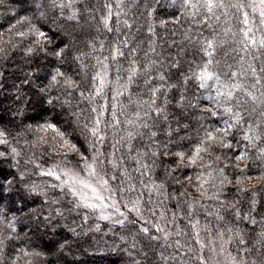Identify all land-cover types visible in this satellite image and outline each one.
I'll use <instances>...</instances> for the list:
<instances>
[{
	"label": "trees",
	"instance_id": "1",
	"mask_svg": "<svg viewBox=\"0 0 264 264\" xmlns=\"http://www.w3.org/2000/svg\"><path fill=\"white\" fill-rule=\"evenodd\" d=\"M109 2L113 11L120 12L119 16L113 17L112 32L103 27L102 17L107 10L102 0H82L74 8L64 9L53 7L52 0H0V131L4 132L3 138L7 141L0 144V153H3L0 156V183L3 184L0 264H212L208 254L203 253L201 244H211L210 247H213L217 241L220 247L224 246V252L229 251L228 256L233 264H264V181L260 179L264 176V160L258 158L264 140L256 141L255 146L244 140L243 136L248 133L247 126L242 124L240 128L233 127L227 137L233 148L214 149L213 154L221 156L219 167L224 168L230 181L220 192L223 206L220 201L201 196L197 191L198 181L189 183L185 179L202 169L177 167L174 162L176 158L171 155L173 151H188L194 145L196 128L200 123L222 126V120L228 119L222 108L215 109L212 101L202 98L209 94L206 90L198 88L192 80L184 82V75L190 69H194L201 60L208 59L200 51L201 45L206 39H214L217 47L213 62L215 65V61H220L216 65L218 71L225 69L226 64H231L233 71H242L232 49L241 47L237 41L242 38V30L248 27L241 22L243 12L249 13L253 23L258 21V14L247 7L240 11L231 7L246 0H223L225 8L215 10L218 21L215 17L208 19L211 14L202 8L194 18L186 15V12L194 10L181 7L180 0H136L135 3L126 2L122 8L115 0ZM74 10L77 18L67 19ZM202 18L206 23L200 22ZM122 21H127L130 27H126ZM33 29L47 34L42 48L33 43L36 39L32 34ZM253 31L256 32V29L253 28ZM20 32L27 35L20 36ZM233 33L236 35L233 36ZM261 34L256 32V37L259 38ZM121 41H126V44H121ZM90 42H95L97 48L103 43L105 50L87 55L91 51ZM110 44L113 47L120 44L125 56L115 62L109 57V85L105 88V96H97L90 104L79 96V91L83 90L86 95L92 91V77L97 70L91 67L95 64L93 57L107 56ZM30 46L33 48L31 53L27 51ZM61 47L65 48L61 57L52 55ZM249 52H254L258 59L254 60ZM81 53L85 54L83 64L87 66L83 71L81 61L73 59V55ZM240 56L243 57V69L252 63L259 74L264 54L250 48L248 52H241ZM130 65L137 72L129 82L127 77L131 73L124 70ZM117 67L121 69L119 83L113 79ZM57 68L72 77L79 88L61 87L60 84L49 88L51 76ZM145 75L150 83L144 82ZM161 75L165 77L163 81L159 79ZM58 79L63 80V77ZM233 82H239L246 91L259 95V86L257 89L250 87L253 83L250 75H240ZM125 83L127 90L122 86ZM261 83L264 84V80ZM153 86L160 91L150 92ZM41 88L48 90L42 92ZM118 89L120 95H117ZM236 95L249 100L243 110L248 124L253 121L261 123L262 106L257 104L253 110L246 93L237 92ZM48 99L52 100L51 104L47 103ZM65 100L69 104H65ZM189 102L194 107H189ZM101 104L109 111L101 117L102 123L99 125L100 134L104 137L99 146L104 153V164L103 167L97 166V171L105 179L115 174L108 162L112 159L109 156L111 152L123 157L122 166L132 171L139 165L130 157L140 159L138 151H167L169 155L155 157L156 167L150 175L146 173L140 177L135 171L132 175L145 181L151 179L157 184L164 183L167 196L165 205L169 211L158 208L157 215L151 219L153 223L166 227L170 233L183 230L185 234L148 240L147 236L161 237L163 234L132 212L125 225L101 222L92 211L75 206L78 199L71 195L70 190L52 187L60 181L41 174L43 169L54 165L73 167L79 171L85 169L75 153L61 159L63 150L58 155L47 144H34L37 136L30 128L35 129L46 119L49 122L58 121L59 126L71 134L72 142L91 158L93 151L85 150L90 141L94 142V138L87 129L77 126L71 113L80 112V124L88 123L90 128L92 117L96 115L90 109L96 107L99 111ZM157 106L164 109L166 121L154 111ZM207 108H213L216 115L204 111ZM146 111L151 114L145 116ZM112 112L116 113L115 119ZM201 116L204 119L198 120ZM115 120L119 123H115ZM144 123L157 133L152 140L148 139L149 129L143 127ZM153 123L155 127H151ZM184 124L188 128L180 127ZM169 125L172 129L180 127V131H171ZM129 132L133 133L132 138L128 137ZM140 134H144L143 138ZM184 136L191 139H180ZM149 144L154 147L149 149ZM164 144H167V148L162 147ZM129 147L132 151H129ZM13 148L19 155L12 152ZM245 151L247 160L236 161L235 156ZM144 160L150 163L147 157ZM216 166L213 164L214 168ZM169 167L173 171L171 177L166 178L165 169ZM173 177L184 183H177ZM238 180L243 184H237ZM109 183L115 187L118 181L110 180ZM213 191L215 189H210L208 195L211 196ZM181 192L185 195L181 196ZM133 196L129 194L124 199ZM153 199H156L155 195ZM186 200H198L199 203L194 205L196 219L200 220L201 226H212L208 231L198 227L195 231L200 232L199 238L195 237V231L191 230L185 218ZM252 200L256 201L255 205L251 203ZM178 202L181 205L179 208ZM121 205L124 207L123 203ZM145 207L150 205L145 204ZM217 209L224 220L208 215ZM237 210L238 217L233 215ZM172 212L179 213L175 222L163 224L159 219L160 213L170 216ZM145 215L148 216V213ZM97 226L99 231H95ZM142 227H149V233L142 234ZM217 229L224 234L220 238ZM177 241L180 246H177Z\"/></svg>",
	"mask_w": 264,
	"mask_h": 264
},
{
	"label": "snow or ice",
	"instance_id": "2",
	"mask_svg": "<svg viewBox=\"0 0 264 264\" xmlns=\"http://www.w3.org/2000/svg\"><path fill=\"white\" fill-rule=\"evenodd\" d=\"M82 2V0H52V6L57 7L60 9L64 8H74V6ZM116 4L120 5L121 8L124 6L126 2L128 3H135L136 0H115ZM175 2V0H173ZM103 7L107 10V14L102 17V23L104 29L108 32L113 31L112 22L114 16H119V11H113L112 6L109 0H102ZM180 6L192 9L194 11L186 12L185 14L191 17H195L199 10L202 8L205 10L206 13L211 14L208 16V19H215L218 21L219 16L215 15L216 9H224L225 4L223 0H180ZM39 7V5H37ZM232 8H236L238 11L244 9L245 7L250 8L252 12L258 14V21L253 23L247 11L243 12V20L241 21L243 24L248 25V27L242 30V38L237 41L241 47L239 49L233 48L232 51L236 53V57H234L236 63L241 65L242 71H233L231 64H226L225 69L218 71L216 65L220 64V61H215V65L213 62L214 53L216 51V44L214 39L207 40L205 43L201 45L200 51L203 53L205 57L208 59L201 60L199 64L195 66L194 69H190L187 75H184V82L187 83L188 80H192L195 82L196 86L200 89L206 90L209 94L207 96H203L202 98L212 101V104L215 109H223V114L227 115L228 119L222 120V126H209L203 123L199 124V127L196 128V139L194 145L190 146L188 151H173L171 155L175 157V163L177 167H184V168H198L202 169V171L197 172L194 176H186L185 179L189 183H193L198 181L197 191L200 192L201 196L207 197L208 199L220 201L221 206L224 205V202L220 200V192L223 190V187L226 183H230L228 176L224 172L223 167H219V162L221 161L220 155H214V149L216 148H233V144L229 142L227 137L231 134V129L233 127L240 128L243 125H246V132L248 134L243 136V139L252 143L255 146L256 141L264 140V84L261 83L264 80V61H261V67L259 68V74L257 73V69L254 64L249 63L247 69H243V57L240 56L241 52H248L250 48L256 49L257 51L264 54V0H246L244 3H236L231 5ZM87 11V9H85ZM77 18V12L74 10L71 15L67 17L69 20H75ZM195 22V21H194ZM200 22L206 23L205 20ZM122 23L126 27H130L127 24V21H122ZM253 28L256 29V32L262 33L259 38L256 37V32L253 31ZM230 31V29L228 30ZM32 34L36 37L34 40V45L43 46L44 41L47 39V34L44 31H40L39 29H33ZM20 36H26L27 33L20 32ZM236 34L233 33V36ZM121 44H126V41H121ZM89 47L91 51L87 53V55L91 56L92 52L100 51L103 52L105 49L103 47V43L101 46L97 48L95 42H90ZM2 51V49H0ZM27 51L31 53L33 48L30 46ZM65 48L61 47L59 50H56L52 53L56 57H61L64 53ZM108 55L101 57V56H94L93 59L95 60V64L91 67L97 69L92 77L94 84L92 86V91L89 94H85L83 90L79 91V96L83 99L88 101L90 104L95 100L97 96L103 97L105 96V88L109 85V68L110 65L107 62L109 57L115 62L118 60L119 57H124L125 53L120 47V44H116L113 47L111 44L109 45ZM131 54V53H129ZM252 55L253 59H258L254 52H249ZM84 53L81 55H73V59L76 61H81V70L83 71L84 68L87 66L83 64ZM238 58V59H237ZM194 63V62H193ZM174 67L176 65H173ZM120 68H116V74L113 76V79L116 83L120 81ZM124 71L130 72L131 74L127 77L128 81H132L133 76L136 75L137 70L134 67H130L125 69ZM85 77L87 73H84ZM240 75L251 76L253 78V83L250 85L251 88L257 89L259 86V95L254 94L252 91H246L244 85L239 82H233L234 78H237ZM58 77H63V80L58 79ZM224 77V79H222ZM161 81L165 79L163 75L159 77ZM145 83H150L148 80L147 75L144 78ZM56 84H60L61 87L66 86L67 88H75L78 89L79 85L72 79L70 76H66L63 72L56 69L55 74L51 76V82L49 83L48 87L51 88ZM125 90H127V83L122 85ZM47 88H41L42 92H47ZM150 92L155 93L160 91V89L153 86L149 89ZM214 92V94H212ZM237 92L246 93V96L251 100L253 104V110H255V105H261L260 116H261V123L257 124L253 121L251 124H248L247 120L244 116V109L245 106L249 103L248 99H242L241 96L236 95ZM119 89L117 90V95H120ZM56 99H59L57 97ZM47 103L51 104L52 100L48 99ZM65 104H69V101L65 100ZM144 103H152V102H144ZM224 105H233L229 107H225ZM189 107H194V105L189 102ZM235 109V110H234ZM91 113H96L95 116L92 117V126L89 128L88 123H84L83 125L80 124V112H72L71 115L75 117V123L77 126L83 127L89 131V134L92 138H94V142H89L88 148L85 151H93V155L91 158L85 155L84 152H81L80 148L77 147L75 143L71 140V134L67 131V129H62L59 126V122H49L46 119L45 123L39 124L35 129H31L34 134L37 136L36 141L34 144H47L53 152H56L58 155L60 154L61 150H63V155L61 159H67L69 153H75L77 156L80 157L81 161L83 162V168L87 170L89 176H96L99 181L100 188L98 189L96 186H93L91 183L84 181L83 179L79 178L78 175L73 174L70 170L60 169L59 165H54L51 168L43 169L42 175L54 177L56 181H60L59 184H54L52 187L56 188L59 187L62 190L67 188L70 190L71 195L78 198V202H76V207H83L87 209H92L93 211L99 210L100 220L109 221L111 220L113 224H120L125 225L127 220V213L121 211L120 204L123 203L125 208H128V211L134 213L137 217L144 221L145 224H150L155 230L163 235L161 237L156 236H147L148 240H156V239H164L165 237L171 235H182L185 234L183 230L176 231V232H168L167 228L161 226L159 224L153 223L152 217L157 215L158 208H164L165 212L169 211L165 205V199L167 198L166 193L164 191L165 185L163 182L157 184L155 181L149 179L145 181L144 179H139L132 175V172H138L140 177L145 176L146 173L149 175L156 167V160L155 157L158 155H169L167 151L159 152V151H146L143 153L137 152V155L140 156V159H137L136 156H131L130 159L136 161L139 167L129 171V169L122 166L123 157H117L115 152L109 153V156L112 157L108 162L113 170H115V174L111 175L109 179H104L102 176H98L97 166L103 167L104 160L102 157L104 153L99 150L100 144L103 142L104 137L100 134V127L99 125L102 123L101 117L104 115L106 111L109 109L101 104L100 110L96 107L90 109ZM156 114L161 116L165 121L167 120V114L165 113L164 109L157 108L154 110ZM210 115H216V111L213 108L204 109ZM149 111L145 112V116L150 115ZM112 117L115 119L116 113H111ZM143 120V117H141ZM204 117H198V120H203ZM115 123H119L118 120H115ZM131 123V121H129ZM144 128H148L149 132L147 133L148 139L152 140L156 136V132L152 131L149 124L144 123ZM151 127H155V123ZM180 127L188 128L187 124L181 125ZM180 127L175 129L171 128L169 125V129L171 131L179 132ZM168 131V130H166ZM171 131H168V134H171ZM49 134H51L49 138ZM141 138H143L144 134H140ZM4 132L0 131V144L6 143L7 141L3 138ZM128 137L132 138L133 133L129 132ZM180 139H191L190 136L180 137ZM168 143H171L169 141ZM115 147V145H113ZM154 147L153 144H149L148 148L152 149ZM163 148H167V144L162 145ZM118 151V149H117ZM129 151H132L131 147H129ZM12 152L16 155V149L13 148ZM3 153H0L2 156ZM144 157H147L149 162H145ZM207 157V160L205 159ZM259 159L264 160V147L260 148V155ZM236 161H245L247 160V152L245 151L242 154H238L235 156ZM208 161H212L209 163ZM213 164L217 166L214 168ZM59 169V170H58ZM173 170L171 167L165 169V177H171V172ZM243 172V169H240ZM173 179L176 180L177 183L183 184L184 181L178 180L175 177ZM262 181H264V176L260 177ZM118 181L115 187H112L109 181ZM137 181V183H133V181ZM82 185L83 188H88L91 190L92 198L98 202H90V197L85 195L82 191L78 190L76 185ZM237 184H243V181L238 180ZM139 185V186H138ZM210 189H215L212 192L211 196L208 195ZM103 192H107L108 196H104ZM117 193H119V199H117ZM129 194H134L133 198L125 200V196ZM155 195L156 199H153ZM181 196H184L185 193L181 192ZM145 196L147 199L145 200ZM163 198V199H162ZM3 200V184L0 183V203ZM108 200L110 203H99L100 201ZM55 203V201H53ZM187 204V211L185 218L188 220L191 230L195 231L198 227H202L203 231H208L212 226L211 224H205L201 226V222L199 219H196V209L194 207L195 204H198L199 201H184ZM251 203L255 205L256 201L252 200ZM145 204L150 205V207H145ZM129 205L131 207L129 208ZM181 205L178 202L177 208ZM229 207L234 208L235 205H229ZM111 208L114 210V213H106V209ZM143 209V210H142ZM148 213V216L145 215ZM178 212H172L170 216L165 215L164 213H160L159 219L163 224H167L169 222H175V218L177 217ZM63 215V213H61ZM113 215H115L116 219H113ZM208 215L215 216L217 220H224V217L219 214V210L215 213H208ZM234 216H239L238 210L233 213ZM85 220L87 217L84 218ZM129 223H133V221H128ZM253 223L255 221H252ZM12 227V225H9ZM99 227L96 228V231H99ZM75 231V229H72ZM149 227H142L140 232L142 234L149 233ZM218 238L222 237L224 234L217 229ZM264 235V233H262ZM195 237H200V232L195 231ZM122 239H124L122 237ZM227 243V241L225 242ZM3 244V240L0 239V245ZM151 246V245H149ZM177 246L179 242L177 241ZM201 247H204L201 244ZM191 251V249H190ZM36 255H40L36 253ZM199 259V257H196Z\"/></svg>",
	"mask_w": 264,
	"mask_h": 264
},
{
	"label": "rangeland",
	"instance_id": "3",
	"mask_svg": "<svg viewBox=\"0 0 264 264\" xmlns=\"http://www.w3.org/2000/svg\"><path fill=\"white\" fill-rule=\"evenodd\" d=\"M59 168L60 169H64V170H70L73 174L78 175L79 178L83 179L86 182L91 183L93 186H96L98 189L100 188L98 178L96 176H89L87 170L79 171V170H77V169H75L73 167H64L62 165H59ZM98 176H102V175L98 172ZM76 187H77L78 190L82 191L85 195H87L88 197L91 198L90 202H98V201H95L94 198H92V193H91L90 189L83 188L82 185H79V184L76 185ZM103 195L107 197L108 193L107 192H103ZM99 203H110V201L104 200V201H100ZM120 207H121V211L127 213V218H128L129 215H130V211L125 209L121 204H120ZM88 210L92 211L97 216V219L99 221L112 223L111 220H109V221L100 220L99 219V215H100V211L99 210H95V211H93L92 209H88ZM106 213H114V210L111 209V208H108V209H106ZM116 218H118V217L113 215V219H116ZM217 242L215 244H213V247H210L211 244H209V245L203 244L204 245V247H202L203 248V253H205V254L207 253L208 254L209 260L212 262V264H233L231 259H230V257L228 256L229 251L225 250V252H224V248H223L224 246L220 247L219 246L220 243H217Z\"/></svg>",
	"mask_w": 264,
	"mask_h": 264
},
{
	"label": "clouds",
	"instance_id": "4",
	"mask_svg": "<svg viewBox=\"0 0 264 264\" xmlns=\"http://www.w3.org/2000/svg\"><path fill=\"white\" fill-rule=\"evenodd\" d=\"M40 191H41V194H43V190L41 189ZM97 227H99V226H97ZM97 227H96V228H97ZM96 228H95V231H96Z\"/></svg>",
	"mask_w": 264,
	"mask_h": 264
}]
</instances>
